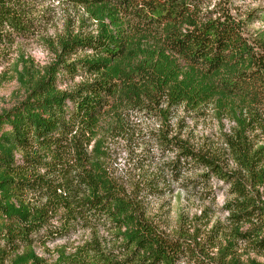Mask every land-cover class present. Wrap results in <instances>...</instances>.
<instances>
[{
    "label": "trees",
    "instance_id": "16d2710c",
    "mask_svg": "<svg viewBox=\"0 0 264 264\" xmlns=\"http://www.w3.org/2000/svg\"><path fill=\"white\" fill-rule=\"evenodd\" d=\"M61 1L96 31L45 41L52 62L27 82L20 76L26 99L0 114V264L195 263L190 237L146 215L145 199L164 191L123 184L107 169L105 142L131 116L158 118L168 179L192 196H226L230 254L264 253V37L247 34L251 17L202 15L201 0ZM38 2L0 0V49L39 38ZM207 108L231 121L225 156L169 137L160 121ZM77 232L87 236L69 251L54 248L52 260L35 252Z\"/></svg>",
    "mask_w": 264,
    "mask_h": 264
},
{
    "label": "rangeland",
    "instance_id": "374dc122",
    "mask_svg": "<svg viewBox=\"0 0 264 264\" xmlns=\"http://www.w3.org/2000/svg\"><path fill=\"white\" fill-rule=\"evenodd\" d=\"M39 1V0H38ZM202 15L217 16L219 10H227L237 19L245 20L246 32L251 37H264V0H201ZM34 17L42 23L39 38L18 41L0 49V114L9 111L27 97V88L19 82L30 80V73L41 70L52 62V55L45 41L53 42L68 29H81L94 34L96 25L79 9H74L61 0H44L31 5ZM249 17V18H250ZM145 44H155L146 42ZM28 70V74L24 71ZM40 72V71H39ZM79 77L73 83L80 82ZM72 84V83H70ZM63 86L62 89H66ZM167 121L169 137L178 134L198 148L226 154L223 133L230 128L228 118H220L211 108L193 114L183 109L171 110ZM124 132L106 140L107 169L123 184L133 182L140 186L152 185L155 190L164 191L159 197H148L144 201L147 217L169 234H183L190 237L194 248L195 263L190 264H264V253H254L239 248L230 254L223 239L227 230L226 213L221 208L226 201L222 192L214 201L192 196L180 189V182L168 179L165 165L170 155H161L155 144L159 120H135L131 116L126 121ZM165 133V132H164ZM264 142V138H262ZM92 144L90 145L91 148ZM264 195V191H261ZM217 193V192H216ZM214 234L216 235L214 237ZM87 233L77 232L70 241H55L48 244L49 253L35 248L39 257L47 260L55 258L54 248L65 245L69 251L80 244ZM221 236V239H219ZM232 258L236 262H232ZM188 264V263H183Z\"/></svg>",
    "mask_w": 264,
    "mask_h": 264
}]
</instances>
